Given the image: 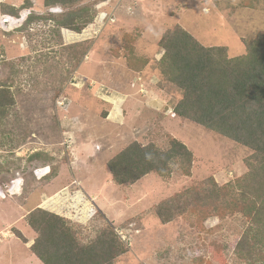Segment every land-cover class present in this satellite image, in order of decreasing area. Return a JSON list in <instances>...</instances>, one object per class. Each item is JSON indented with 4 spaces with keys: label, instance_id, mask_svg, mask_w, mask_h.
<instances>
[{
    "label": "rangeland",
    "instance_id": "rangeland-1",
    "mask_svg": "<svg viewBox=\"0 0 264 264\" xmlns=\"http://www.w3.org/2000/svg\"><path fill=\"white\" fill-rule=\"evenodd\" d=\"M42 1L0 5L28 2L45 13ZM93 2L94 20L80 33L56 31L49 21L21 32L30 10L19 18L0 13V87H9L14 101L0 125V264H40L28 250L36 235L25 221L36 208L83 227L87 239L112 224L128 249L114 264H255L237 257L249 219L232 209L242 202L233 185L248 173L244 160L250 152L177 118L173 107L180 92L160 77L158 64L161 36L175 26L204 47L243 55L244 44L264 31V0L82 4ZM82 43L90 45L85 55L71 48ZM169 136L192 154L188 176L174 171L132 185L113 183L106 166L111 158L133 142L164 147ZM37 152L52 162L30 161ZM50 166L55 173L45 180ZM210 179L226 189L201 205L195 196L214 188ZM187 191L193 199L184 201ZM177 195L188 207L162 223L155 207Z\"/></svg>",
    "mask_w": 264,
    "mask_h": 264
},
{
    "label": "trees",
    "instance_id": "trees-1",
    "mask_svg": "<svg viewBox=\"0 0 264 264\" xmlns=\"http://www.w3.org/2000/svg\"><path fill=\"white\" fill-rule=\"evenodd\" d=\"M82 1L43 0V7L48 8L45 13L34 12L28 2L19 7L2 3L0 13L19 18L21 11L30 10L18 29L21 32L41 21H49L56 31L67 29L80 33L96 15V3L82 4ZM55 8L60 11H52ZM159 46L163 54L158 73L181 95L173 107V114L250 152L244 160L248 173L233 185L239 189L242 202H235L232 209L249 219L235 251L242 261L264 264V31L257 32L246 42L244 54L236 57L228 56L224 47L202 46L179 26L166 31ZM71 48H79V52L85 55L90 45L82 43ZM80 60L77 58L73 69ZM13 104L9 87H0V125ZM40 157L48 164L52 162L51 157L40 152L31 155L29 160ZM192 158L184 144L169 136L164 147L153 142L145 145L133 142L111 158L106 166L114 184L132 185L150 174L166 178L179 171L188 176ZM2 168L0 163V170ZM54 173L55 169L50 166L49 173L43 177L48 180ZM209 182L214 188L195 196L201 205L217 199V190L226 189L216 188L212 179ZM193 195L187 191L184 201L192 200ZM180 197L177 195L155 207L156 217L162 223H168L185 212L188 206L180 203ZM216 208L214 204L212 209ZM25 221L36 235L28 250L40 264H114L128 251L110 223L97 228L93 237L87 239L82 237L83 227L39 208L29 212ZM17 235L26 243L20 233Z\"/></svg>",
    "mask_w": 264,
    "mask_h": 264
},
{
    "label": "crops",
    "instance_id": "crops-1",
    "mask_svg": "<svg viewBox=\"0 0 264 264\" xmlns=\"http://www.w3.org/2000/svg\"><path fill=\"white\" fill-rule=\"evenodd\" d=\"M30 11H28V13H29ZM235 57V56H234Z\"/></svg>",
    "mask_w": 264,
    "mask_h": 264
},
{
    "label": "clouds",
    "instance_id": "clouds-1",
    "mask_svg": "<svg viewBox=\"0 0 264 264\" xmlns=\"http://www.w3.org/2000/svg\"><path fill=\"white\" fill-rule=\"evenodd\" d=\"M44 176V175H43ZM30 247V246H29Z\"/></svg>",
    "mask_w": 264,
    "mask_h": 264
}]
</instances>
